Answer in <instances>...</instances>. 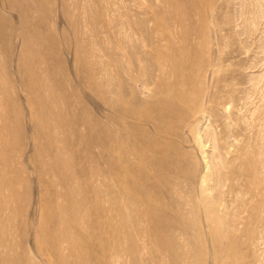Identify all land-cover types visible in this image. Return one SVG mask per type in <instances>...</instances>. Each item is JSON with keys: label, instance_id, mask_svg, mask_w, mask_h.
<instances>
[{"label": "rangeland", "instance_id": "obj_1", "mask_svg": "<svg viewBox=\"0 0 264 264\" xmlns=\"http://www.w3.org/2000/svg\"><path fill=\"white\" fill-rule=\"evenodd\" d=\"M263 148L264 0H0V264L264 263Z\"/></svg>", "mask_w": 264, "mask_h": 264}, {"label": "bare ground", "instance_id": "obj_2", "mask_svg": "<svg viewBox=\"0 0 264 264\" xmlns=\"http://www.w3.org/2000/svg\"><path fill=\"white\" fill-rule=\"evenodd\" d=\"M214 139L215 138H213V141H214ZM216 144L217 143H215V146H217ZM217 149H218V147L216 148V152H217ZM263 151H264V148L262 149L261 153H259L260 155H258L257 158H256L257 164L255 166V179H254V183H253V186L250 187L247 190L246 195H245L246 196V199H244V202H243V204H245L244 213L246 214V219L248 220L246 222V227L244 228L245 229L244 232H245V237L247 239V242H248V244L250 246H251V244H256L257 241L261 238L260 237L261 236L260 233H258L257 230H254L252 228V226L254 224H256V223L261 222V220H264V153H263ZM151 153H152V151H150V150L148 151L146 149V153H143L142 152V155L141 156L138 155L137 158L133 159V161L138 162L139 164H143L144 165L145 170H147L146 171L147 174H148V166H150L152 164V161H153V156H152ZM215 160L217 161V159H215ZM214 162L215 161H213L212 164ZM217 165H222V164L221 163H216V164H213L212 166L211 165L208 166L206 164L208 171H211V173H212V176H213V179H214V181H212V182H219L218 184H222V182L227 179V178L225 179L224 176H228V175L226 174V172L224 173L223 170H222L225 166H222L221 169L218 171L217 168H216ZM225 169H227V168H225ZM145 170H144V173H145ZM202 182H203V180H202ZM224 183H223V186H224ZM226 183H227V181H226ZM211 185H212V183H211ZM213 185H212V188H210L211 191H214L215 188H216V187L214 188ZM147 190L148 189L146 188L143 191L146 192ZM220 192H221V190H220ZM216 196L217 195H215V198H216ZM223 209H225L224 206H223L222 209L221 208L220 209L219 208L214 209L215 210L214 222L215 221H222L223 222L221 224V228H224V229L216 230V232H215L217 235H219V237L221 238V241L222 240H226L230 236V234H231V232H230L231 229L229 230L227 228L230 225L229 218L227 216L218 215L219 212H221V211L223 212L224 211ZM225 211H226V209H225ZM235 223H236V221H235ZM240 225H243V223H240ZM240 225L238 224V226L235 227L236 228L235 229L236 231H238V230L241 229L240 228ZM232 228H234V227H232ZM232 231H233V229H232ZM261 234H264V228L262 229ZM234 240L237 241L236 239H233V241ZM233 241H230L229 240L228 243L230 244V246L228 247V249H224V250L222 249V257H224V258L229 257V258H228V260H224L221 264H244L243 261H242L243 259L241 257V254L240 253H237V252H235L233 250H231ZM117 256L119 257V255H117ZM259 256H261V255H259ZM262 256H264V255H262ZM114 257H116V256H114ZM257 257H258V255H257ZM257 260H259V259L257 258ZM255 263H258L256 261V259H255ZM77 264H83V262H80V263H77ZM114 264H116V263H114ZM260 264H264V263H260Z\"/></svg>", "mask_w": 264, "mask_h": 264}]
</instances>
